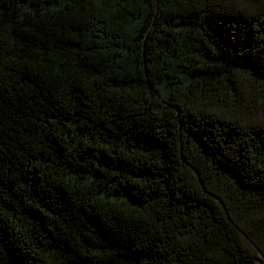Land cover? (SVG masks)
<instances>
[{
	"label": "trees",
	"instance_id": "1",
	"mask_svg": "<svg viewBox=\"0 0 264 264\" xmlns=\"http://www.w3.org/2000/svg\"><path fill=\"white\" fill-rule=\"evenodd\" d=\"M0 264H264V0H0Z\"/></svg>",
	"mask_w": 264,
	"mask_h": 264
}]
</instances>
